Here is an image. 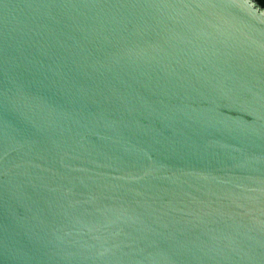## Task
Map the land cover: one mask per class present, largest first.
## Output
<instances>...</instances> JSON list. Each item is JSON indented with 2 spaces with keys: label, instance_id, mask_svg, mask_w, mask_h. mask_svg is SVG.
Returning <instances> with one entry per match:
<instances>
[{
  "label": "water",
  "instance_id": "1",
  "mask_svg": "<svg viewBox=\"0 0 264 264\" xmlns=\"http://www.w3.org/2000/svg\"><path fill=\"white\" fill-rule=\"evenodd\" d=\"M0 264H264V7L0 0Z\"/></svg>",
  "mask_w": 264,
  "mask_h": 264
},
{
  "label": "trees",
  "instance_id": "2",
  "mask_svg": "<svg viewBox=\"0 0 264 264\" xmlns=\"http://www.w3.org/2000/svg\"><path fill=\"white\" fill-rule=\"evenodd\" d=\"M259 6L264 7V0H254Z\"/></svg>",
  "mask_w": 264,
  "mask_h": 264
}]
</instances>
